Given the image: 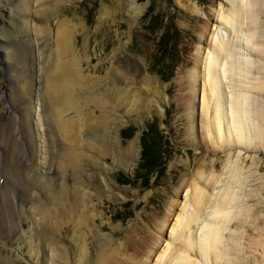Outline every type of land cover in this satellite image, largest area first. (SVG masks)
I'll use <instances>...</instances> for the list:
<instances>
[{
	"label": "rangeland",
	"instance_id": "rangeland-1",
	"mask_svg": "<svg viewBox=\"0 0 264 264\" xmlns=\"http://www.w3.org/2000/svg\"><path fill=\"white\" fill-rule=\"evenodd\" d=\"M21 1L0 0V45L10 39L13 42V46L19 48L20 52H28V54L26 52L24 57V69L20 70L21 67L19 65H14V68H12L7 61H2L3 57L6 58V56L0 47V125L6 123L10 128L13 125L12 117L16 118L17 126L13 125V127H15V133L20 135V138L18 137L20 140L17 142L21 145L16 149L22 148L25 157L22 162L28 170H32L30 178H33L36 174L41 178L42 183L37 184L38 189L41 184L43 185L40 187L42 189L38 190V193H41L39 198H41L42 202H47V200L51 201V194L60 190L57 187L51 190L47 182H50L49 184L52 186L53 184H59L58 182L61 181L60 178H55V173L51 171L53 170L51 166L52 158L56 159V150H61L63 143L59 139L54 141L52 136L41 137L42 139L40 143L38 142V146L35 144L36 148L42 150L37 153L38 158L40 156L41 159L36 162L38 169L33 171L34 163L33 161L29 162V155H27L28 161H26L25 155L30 153L25 145L27 142L30 144V140H25V138L26 136L30 137L26 134L28 131L27 126L32 130L35 120L29 124L26 119L24 127H21L20 124L18 125V121L22 116L25 119V113L28 117L27 102L38 97L35 94V87L39 86L41 81L39 77L41 75L40 73L37 74L38 68L35 69V66L38 67L46 56L48 63L52 58V49L54 48L53 35L47 32L40 41L37 33H34L36 31L35 21L34 24L29 25L31 20L41 18L43 15L42 11L46 8L49 0L31 1L29 19L18 12L16 5ZM220 4L223 5L224 10L229 7L225 0H60L57 3L56 10L60 15H63L62 17L66 16L75 23H83L76 34L75 44L78 54L82 59L85 57L83 61L81 60V66L86 74L91 73L98 80L105 79L110 70L115 68V77L120 80L123 75L132 78L130 84L131 94L133 93L132 99L136 98L138 101L147 103H149L148 100L153 99L154 101L157 99L156 101H158L159 98H162V101L160 106L155 104L153 106V103H149L152 106L146 105L145 108H140L139 110L132 107L135 111L126 113L125 116H122V113L126 108H131V105L122 106L116 113V115L122 116V121L118 119L116 123L121 122L122 125L117 130L116 137L113 135L114 130L112 132V140L116 139L119 143L113 142L111 144L110 157L108 158L107 155L106 158H103L104 156L97 152L91 153L97 165H93V169L92 165L90 167L87 164L88 166L85 168V174L90 178H88L89 180L87 179V183L85 182L86 185L84 184L86 190L89 189L86 202L91 208V220L87 226L91 228L89 231L92 230L83 243V246H85L83 248L87 251L85 253H88L85 256L87 258H85V261L74 252V242L69 243L70 239L64 238L66 236L65 233L60 234L61 238L59 234L53 236L51 239L56 242H52V244L50 241V247L48 246L49 244L43 243V239L36 236L39 232L35 231V226L27 227L28 223L33 221L32 212L27 217L28 220H25L24 224L18 227L17 222L13 223L11 218V208L8 210L6 221L9 231L6 234L5 232H0L3 238L10 237L8 238L10 246H7L5 251H2L1 258L8 257L11 261L20 257L26 258L31 248L34 257L37 251H40L35 260L37 264H55L53 262H56L57 259L59 260V257L54 256V248L57 249V246L60 245V247L67 248L70 258L59 260L60 264H80L81 262H83L82 264H90L92 258L96 255V246L102 243L110 245L117 259H120L121 262L135 264L138 260L141 261L145 257L144 251L147 254L156 239L160 240L161 247L166 244L170 232L169 228L174 224L176 214L183 206L188 190L187 187L195 179V173L198 171L204 174L213 172L215 175H221L226 160L231 157V160H237V164L241 169L242 183L244 179H247L242 187L245 192L244 201L247 203L240 198L242 200L240 204L237 203V206L241 207L247 204V209L250 210L249 214L242 216L247 218L244 225L239 221H234L236 224L240 223V226L237 224L239 226L236 229L237 233H239L237 237H244L242 241H244L243 244L246 246H241L245 252V257H240L241 261H239V264L243 262V264H264V250H262L263 248L260 245L256 244L260 237L264 239V138L262 139L263 144H261V141L256 140L252 144L251 150H242L241 152L239 148L232 149L233 151L228 150L229 148H221L219 150L208 148L203 141L202 133L199 132V137L201 136L199 144L197 137H191L189 134L190 123L188 122L187 101L190 90L187 85V77L192 73L195 62L202 56V53L197 54L199 38L203 33L208 36L209 33L211 34L214 10ZM258 9L262 11L261 14L258 12L260 18L254 33H257L255 37L257 40L264 42V7ZM25 19L29 21L26 24ZM36 24L39 28L41 27L39 23L36 22ZM25 28L30 31L27 37L24 34ZM82 31H85V33L82 34ZM171 36L172 41L170 40ZM25 39L34 44L32 55L31 48H28L23 42ZM85 39L87 43H84ZM41 44L44 45V50L42 51H40L42 48ZM161 51L163 54L160 56L159 53ZM164 55L166 56L164 57ZM162 58L165 60L160 64ZM32 61L34 66L29 64ZM160 68L164 70V77L159 72ZM21 74L24 78L23 84H21L23 79L19 78ZM13 75H15L14 77L17 80H13ZM144 75L153 77L155 82H151L153 84L150 87L142 82ZM35 77H38L36 81L34 80ZM19 86H22V89L24 87L20 91L21 97L25 95L26 97L23 103L18 104V106L13 104L11 98L14 89ZM94 92L96 95L101 93L100 83L95 85ZM136 92H138V95L134 98ZM157 96L159 98H156ZM40 97L46 111H44V119L43 116L40 119L41 121H39L38 117L36 119L40 123H43L44 120L45 127H49L52 122L45 106L44 94L40 95ZM139 97H143L142 100ZM139 103L142 106V103ZM20 107H23V110H18ZM90 109L93 110L92 107ZM95 113V115H98L97 111ZM114 117L115 114L113 119ZM34 127L37 128V125H34ZM199 128L198 124V131ZM19 131H21V134ZM37 138L38 140L40 139V134ZM136 138L138 139L136 141L138 160L130 164H124L123 161L125 159H121L120 150H123ZM143 149L145 150L143 151ZM17 150L16 152H18ZM151 151L157 155V162L155 163L154 161L152 164L147 165V171L145 172L141 170L145 166L142 165V154L144 152L148 154ZM237 152H241V155ZM0 154L3 157L5 152L1 150ZM34 159H36V153ZM41 161L42 163H40ZM160 163H163V170L159 176H156V174L151 172L155 171V167ZM50 164L51 166H49ZM202 164L206 166L203 167ZM97 169L100 171H97ZM48 177L51 178L50 181ZM138 177H143L144 181L142 182ZM147 179L149 180L148 182ZM3 181L4 179L1 184H4ZM68 183L67 186L70 187L72 181L68 180ZM184 185H187V187L180 189ZM26 188L25 191L15 189V193L21 200L26 199V205L24 206L29 207L32 203L30 204V194L27 193H30L32 186L29 184ZM239 189L236 188V190ZM71 190L72 188L68 190V200L71 197ZM176 190H179L178 194ZM239 191L241 193V189ZM63 193L66 192L63 191ZM246 195L247 197L245 198ZM37 198L38 196L35 195L33 200ZM6 206L9 205L7 204ZM164 224L165 226L162 228ZM32 227H34V231H32ZM67 228L70 229V226H67ZM29 241L30 243H28ZM36 243L39 244L37 245ZM37 246L38 248H36ZM0 247H4L1 240ZM153 257L151 261H155L156 258ZM135 258L137 261H135Z\"/></svg>",
	"mask_w": 264,
	"mask_h": 264
},
{
	"label": "bare ground",
	"instance_id": "bare-ground-1",
	"mask_svg": "<svg viewBox=\"0 0 264 264\" xmlns=\"http://www.w3.org/2000/svg\"><path fill=\"white\" fill-rule=\"evenodd\" d=\"M31 1L35 0H22L16 5L18 12L26 16L27 19L30 18ZM58 2L60 0H49L46 8L42 11L43 15L41 18L39 17L40 19L38 20L33 19L29 23V25L34 24L35 21L36 31L34 33H37L40 41L45 33L50 32L53 35L54 48L52 49V58L49 63L46 61V56L38 67L35 66V69L38 68L37 74L40 73L41 75H39V80L41 79L39 86L35 87V94L39 98L35 97L32 101L27 102L28 117L26 113L25 119L21 115L22 118L19 119L18 125L20 124L21 127H24L26 122L30 124L35 120L32 130L27 126L28 131L26 134L30 137L26 136L25 138V140H30L31 144L30 146L29 142H27L25 145L30 153H26V161H33V171L38 169L36 162L41 159L40 156L38 158L37 153L42 150L35 147V144L38 146V142H41V137L52 136L54 141L57 139L62 141L63 147H61V150H56V159L52 158V166L51 164L49 165L53 167L51 171L55 173V178H60L61 181L59 180L60 182L57 185L51 184L52 186H50V182H47L51 190L55 189V187L60 190H56L57 193L51 194V201L42 202L41 198H39L41 193H38V190L42 189L40 187L43 185L41 184L39 189L37 187L38 183H42L41 178L37 174L30 178L32 170H28L22 162L25 160L22 148L16 149L21 146L17 142L20 140V135L15 133V127H13V125L17 126L16 118L12 117L13 125L10 128L6 123L0 125V153L1 150L5 152L3 157L0 154V232H5L6 234L9 231L6 223L9 208L12 209L11 218L13 223L17 222L18 227L24 224L25 220H28L27 217L32 212L33 221L28 223L27 227L35 226V231L39 232L36 236L41 237L43 243L49 244L48 246L50 247V241L51 243L54 242L51 239L53 236L56 234L60 236V234L65 233L66 236L64 238L70 239L69 243L74 242V252L85 261V256L88 253H85L87 251L84 250L83 247L85 246H83V243L92 231H89L91 228L87 226L91 220V208L86 202L89 189L86 190L85 182L89 177L85 174V168L88 165L90 167L92 165V168L94 167L93 165H97L91 153L97 152L104 156L103 158L108 155L109 158L111 144L113 142L119 143L116 139L112 140L113 130V135L116 137V132L122 125L121 122L116 123V121L118 119L122 121V116L135 111L133 108L139 110L140 108H145L146 105L152 106L149 103H153V106L154 104L160 106L162 98L160 99L157 96L156 98H159L158 101H156L157 99L154 101L152 99L148 100L149 103L142 102L135 98L138 95V92H136L134 95L135 99H132L133 93L131 94L130 87L132 78L123 75L120 80L115 77V68L110 70L105 79L98 80L91 73L86 74L81 66L85 57L82 59L78 54L75 44L76 34L83 23H75L66 16L62 17L63 15H60L56 10ZM225 2L229 6L227 10H224L221 4L214 10L211 34L209 33V36L206 33L201 34L197 46V54L202 53V56L195 62L192 73L187 77V85L190 90L187 101L188 122L190 123L189 134L191 137H197L198 144L201 142V136H203V141L208 148L211 147L214 150L239 148L242 152V150H251L252 144L256 140L261 141V144H263L262 139L264 138V42L257 40L255 38L257 33H254L262 11L258 8L264 7V0H225ZM28 22L25 19V24ZM36 22L41 25L40 28ZM24 32L26 34L25 37L30 33L27 28H25ZM84 33L85 31H82V34ZM23 42L28 48H31L32 55L34 44L26 39ZM84 43H87L86 39ZM0 47L6 56V58L3 57L2 61H7L12 68H14V65H19L21 67L20 70L24 69L23 63L27 51L25 53L24 51L20 52L19 48L13 46V42L10 39L6 43L1 44ZM41 47V49L39 48L40 51L44 50V45L41 44ZM205 50L206 52L204 53ZM29 64L34 66L33 61ZM14 76H12L13 80H17ZM19 78L23 79L21 82L23 84V75L21 74ZM36 78L38 79V77L34 78L35 81ZM142 82L150 87L155 81L153 77L144 75ZM97 83H100L101 93L96 95L94 87ZM21 89L22 86L14 89L11 98L14 105L22 104L26 97V95L21 97ZM42 94H44L45 106L52 122L49 127L47 126L48 128L45 127L44 120L43 123H40L36 119L38 117L39 121H41L42 116L44 119V111H46L40 97ZM142 98L139 97L140 100ZM36 101L37 103H35ZM139 102L142 103V106H140ZM127 104H130L131 108H133H126L121 117L116 115L119 109ZM91 107L93 110L90 109ZM19 109L23 110V107ZM95 111L98 112V115H95ZM114 114L115 117L113 119ZM198 124L200 126L199 131L197 129ZM34 125H37V128ZM199 132L202 133L200 137ZM19 133L21 134V131ZM39 134L40 139L38 140L36 137ZM137 140V138L134 139L123 150H120L121 159H125L123 161L124 164H130L138 160ZM241 152L237 153L240 154ZM35 153L36 159H34ZM27 155H29L28 160ZM202 166L205 167L206 165L202 164ZM99 169L97 171L102 170ZM3 179L4 184H1ZM44 180L46 181V179ZM48 180L50 181L51 178L48 177ZM68 180L72 181L70 187L67 186L69 184ZM246 180L244 179V181ZM243 183L241 169L237 164V160H231V157L226 160L221 175H215L213 172L208 174L196 172L195 179L189 187L187 185L180 187V189L187 187L188 190L183 206L176 214L174 224L169 228L170 232L166 244L161 247L160 240L156 239L150 251L147 254L144 251L145 257L141 261H137L135 258L136 263L239 264V261H241L240 257H245V252L241 248L242 245H245L243 244L244 241H242L244 237L240 235V237H237L239 233H237L236 229H238L240 223H237L238 226L234 221H239L244 225L247 218L242 216L250 212L247 209V204H241V207L237 206V203L240 204L242 199L244 201ZM26 184L32 186L30 193H27L30 194V204L32 203V205L29 204V207L24 206L26 205V199L21 200L15 193V189L25 191L26 187H28ZM199 184L201 185L198 186ZM69 188H72V190L71 197L68 200ZM236 188H240L241 193H239L240 189L236 190ZM63 191L66 193H63ZM176 193L178 194L179 190H176ZM35 195L38 198L33 200ZM5 197H7V200ZM7 204L9 206H6ZM244 209L245 211H243ZM67 226H70V229ZM164 226L165 224L162 225V228ZM32 228V231H34V227ZM65 229L66 231L64 232ZM8 238L10 237L3 238L0 233V240L4 245V247H0V256L2 251H5L7 246H10ZM259 239L256 244L260 245L263 248L262 250H264V239H261V237ZM54 249V256L59 257V260L70 259L67 248L59 245L57 249ZM39 253L40 251H37V254L34 252V257L30 248V253L26 258L20 257L11 261L8 257H0V262L2 264H37L35 260ZM153 256L156 258L155 261H151ZM59 260L57 259L53 263L60 264ZM90 264L128 263L117 259L110 245L101 243L96 246V255L92 258Z\"/></svg>",
	"mask_w": 264,
	"mask_h": 264
},
{
	"label": "trees",
	"instance_id": "trees-1",
	"mask_svg": "<svg viewBox=\"0 0 264 264\" xmlns=\"http://www.w3.org/2000/svg\"><path fill=\"white\" fill-rule=\"evenodd\" d=\"M170 40L172 41V36L170 37ZM165 48V47H164ZM167 48V47H166ZM169 49V48H168ZM170 51V50H169ZM160 54V56L163 54L162 53V51L159 53ZM166 55H164V57H165ZM165 59L164 58H162V60H160V64L161 63H163V61H164ZM159 64V63H158ZM159 72H160V74H162V76L164 77V70L162 69V68H160L159 69ZM166 79H168V78H166ZM143 134V133H142ZM143 136H144V134H143ZM148 140V139H147ZM149 141V140H148ZM145 149H143V151H144ZM151 150V149H150ZM157 155L156 154H154V153H152V151L150 152V153H148V154H145V152L142 154V161H143V164L142 165H145L144 166V168H141V170H143V171H147V165H149V164H152L154 161H155V163L157 162ZM163 163H160V164H158L156 167H155V171H153V172H151L152 174H156V176H159V174H160V172H162V170H163ZM149 175V174H148ZM138 179H140L142 182L144 181V179H143V177H138ZM148 179H149V177H148ZM147 179V182L149 181Z\"/></svg>",
	"mask_w": 264,
	"mask_h": 264
}]
</instances>
